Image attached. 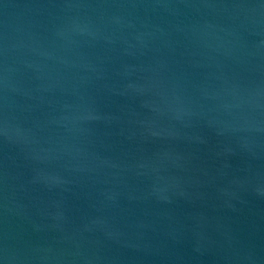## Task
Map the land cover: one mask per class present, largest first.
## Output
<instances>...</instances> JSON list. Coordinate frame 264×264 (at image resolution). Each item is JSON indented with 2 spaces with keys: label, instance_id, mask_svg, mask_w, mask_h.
Here are the masks:
<instances>
[{
  "label": "water",
  "instance_id": "water-1",
  "mask_svg": "<svg viewBox=\"0 0 264 264\" xmlns=\"http://www.w3.org/2000/svg\"><path fill=\"white\" fill-rule=\"evenodd\" d=\"M0 264H264V0H0Z\"/></svg>",
  "mask_w": 264,
  "mask_h": 264
}]
</instances>
